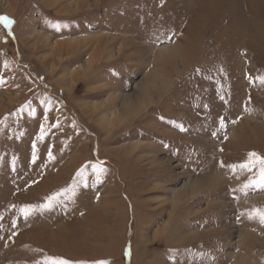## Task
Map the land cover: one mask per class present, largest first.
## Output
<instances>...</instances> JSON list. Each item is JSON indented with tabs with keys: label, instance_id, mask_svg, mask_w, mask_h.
Here are the masks:
<instances>
[{
	"label": "rangeland",
	"instance_id": "obj_1",
	"mask_svg": "<svg viewBox=\"0 0 264 264\" xmlns=\"http://www.w3.org/2000/svg\"><path fill=\"white\" fill-rule=\"evenodd\" d=\"M0 17V264H264V0Z\"/></svg>",
	"mask_w": 264,
	"mask_h": 264
},
{
	"label": "snow or ice",
	"instance_id": "obj_2",
	"mask_svg": "<svg viewBox=\"0 0 264 264\" xmlns=\"http://www.w3.org/2000/svg\"><path fill=\"white\" fill-rule=\"evenodd\" d=\"M0 21H2L6 26L11 23L7 17H0ZM261 84H264V76L258 77ZM223 126V121L221 122ZM223 166V165H222ZM233 170L239 168L241 170H246L251 172L253 168H258L259 177L258 179L249 178L246 184L243 185L242 191H246L249 188H257L264 190V158L259 157L256 153L248 154V162L240 165H232ZM55 196L49 197V200H54ZM25 217H27L31 209L25 208L21 210ZM250 219H258L261 224H264V209H254L252 212L248 214ZM52 264H68L67 261L64 260H54Z\"/></svg>",
	"mask_w": 264,
	"mask_h": 264
},
{
	"label": "bare ground",
	"instance_id": "obj_3",
	"mask_svg": "<svg viewBox=\"0 0 264 264\" xmlns=\"http://www.w3.org/2000/svg\"><path fill=\"white\" fill-rule=\"evenodd\" d=\"M90 58V57H89Z\"/></svg>",
	"mask_w": 264,
	"mask_h": 264
}]
</instances>
